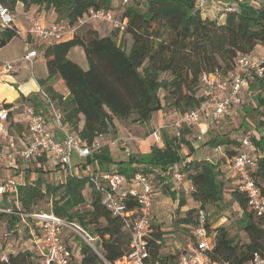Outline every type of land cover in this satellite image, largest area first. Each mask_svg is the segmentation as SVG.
I'll use <instances>...</instances> for the list:
<instances>
[{
	"label": "trees",
	"instance_id": "16d2710c",
	"mask_svg": "<svg viewBox=\"0 0 264 264\" xmlns=\"http://www.w3.org/2000/svg\"><path fill=\"white\" fill-rule=\"evenodd\" d=\"M121 1L0 0L11 13L20 3L25 11L30 8L43 10L53 13L54 21L63 19L69 24L90 9L117 11L126 18V27L120 39L114 34L100 36L96 29L88 28L81 34L77 32L66 39L41 46L48 72L46 79L58 75L68 91V95L63 97L47 88L51 98L57 99L55 105L62 113L63 124L79 139L88 142L99 133H109L104 122L106 118L111 122L115 134L116 119L131 118L132 122L144 123L151 119L154 112L164 109V100L176 114L197 107L206 95L200 83L202 72L219 71L226 77L234 69L237 52L250 55L257 46L264 47V8L249 4L248 0L240 1L237 8L225 12L222 22L201 12L193 0H128L126 5H122ZM17 34L14 23L0 26V47ZM74 46L82 47L88 62L87 69L67 57L69 49ZM262 80L256 77L249 79L250 87L257 88ZM45 81L39 80V83L43 85ZM160 89L165 92L163 97L159 95ZM257 93L259 96L261 91ZM22 100L31 103L36 113H41L38 106L42 101L39 97L20 95L19 101ZM258 100L259 107H255L260 114L258 126L263 128L264 96H259ZM186 127L189 126L182 127L179 137L171 130H161L163 145L160 146L153 138L154 144L147 152L125 153L122 150L126 158L115 159L105 145L83 158L81 165L74 166L75 172L66 174L58 182L43 177L41 160L44 155L39 152L35 156L38 167L30 162L34 158L18 162L24 164L23 168L29 162L24 171L26 176L23 178L22 175L15 190H7L11 192L12 198L6 200L2 198L3 194L0 203L14 212L25 214L27 220L33 219L32 214L52 213L79 224L97 237L100 255L113 262L129 252V235L120 217L113 215L102 203L100 193L90 182L91 175L116 170L124 174L129 183L135 172L143 170L154 172L158 180L163 175L167 177L166 172L178 163V170L192 186L190 197L197 203L185 208L184 214L176 219L183 229L190 231L185 236L188 238L196 223V210H205L206 205L223 200L224 182L216 162L192 159L188 154L181 153L182 143H189L185 139ZM206 143L212 148L224 145L233 147L224 156L227 168H230L233 157L241 148L240 139L230 138L227 134L214 137ZM250 144L257 154L254 156L256 163L251 176L264 196V139L251 138ZM90 163L93 167L88 169ZM112 164L115 166H110ZM31 173H35V178L30 179ZM231 173L230 179L234 180L235 187L230 190V198L241 209L238 221H245L243 230L246 241L235 242L227 228L213 226L208 216L206 227L215 236L211 257L241 264L250 258L253 251L263 248L264 220H254L246 195L236 187L237 175ZM164 185L170 197L178 200L176 209L184 207L185 198L178 197L176 190L169 188L168 183ZM86 188L90 189L89 197L85 195ZM46 197L50 200L49 210L39 212L37 202ZM86 204L89 208L81 209ZM128 206L134 208V201L128 202ZM18 220L13 213L0 212V223L12 232L18 231ZM164 233L160 224L152 223L147 238L152 259L162 262L175 257L174 252H162ZM78 247L79 261L74 264H105L88 245L81 242ZM39 258L37 250L13 249L8 253V264H35Z\"/></svg>",
	"mask_w": 264,
	"mask_h": 264
},
{
	"label": "built area",
	"instance_id": "2783aa9c",
	"mask_svg": "<svg viewBox=\"0 0 264 264\" xmlns=\"http://www.w3.org/2000/svg\"><path fill=\"white\" fill-rule=\"evenodd\" d=\"M240 1L242 0H212L208 5L207 0H194V3L205 14L209 10L208 6H212L221 16L237 8ZM248 2L258 8H264V0H248ZM127 3L128 0L121 1L122 5ZM25 16L30 23L28 33L32 38L46 45L71 37L89 20L108 23L118 34H121L126 27V18L120 12L113 10L90 9L72 24L63 19L44 24L33 14L26 13ZM13 23V13L0 3V26H11ZM36 54L35 49L30 50L24 58L31 62ZM12 69L11 61L0 60V78ZM251 76L258 79L264 78V52L257 56L237 52L234 69L226 77H223L219 71L202 72L200 83L205 88L204 99L197 107L177 114L169 124L155 127L151 136L158 144L161 143L159 136L163 129L171 130L176 137H179L183 126L196 124L203 115L219 123L230 109L242 102L244 97H251L255 94L248 85ZM39 92L51 113L54 129L47 126L43 114L36 113L31 103L24 100L10 103L0 101V141L7 146L6 150H0V165L11 166L18 162H26L41 152L47 166L57 165L64 168L66 174H71L75 172L74 165H72L74 158L82 159L100 150L103 147L104 134H97L90 142L79 139L63 124L62 113L50 94L42 89ZM14 113L19 115L17 122L25 126L28 134L25 137L24 146L16 145L19 139L11 131L10 114ZM104 122L108 131L111 132V122L107 118ZM130 140H132L130 136H118L110 143L114 146L119 144L123 152L129 153L131 151ZM240 143L241 148L233 157L229 167L237 175L236 187L238 191L246 195L248 208L254 218L264 220V196L261 195L260 188L251 176V170L256 162L251 153L250 141L247 137H243ZM166 174L176 184L172 187L175 190L185 179V175L178 170V167L172 168ZM18 181L8 178L2 181L3 183L0 182V195L7 190H15ZM154 181L155 173L143 170L135 172L129 183H127L126 176L116 170L95 173L90 177L93 187L101 195L102 203L113 215L120 217L123 228L128 232L129 252L127 254L110 262L100 255L97 248V237L91 235L79 224L68 222L52 213H40L31 215L39 221L38 236L35 237L34 232H31L29 228L32 235L31 241L43 244L41 250L38 251L40 258L35 264H74L77 256L76 250L79 248L75 246L81 242L95 251L105 264H233L211 257L214 242L210 241V237L213 233L207 231V213L201 208L196 210V223L192 228V235L188 237L186 248L180 249L177 254L174 253L173 259L163 262L152 259L147 238L155 214ZM189 188L192 190V186ZM133 201L134 208L129 207L128 202L133 203ZM0 212L19 213L1 203ZM23 216L26 215L23 214ZM69 234H74L79 243L72 242L73 245H71L68 239ZM3 247L0 244V264H8V253L13 249L4 251ZM241 264H264V245L262 249L253 251L250 258Z\"/></svg>",
	"mask_w": 264,
	"mask_h": 264
},
{
	"label": "rangeland",
	"instance_id": "374dc122",
	"mask_svg": "<svg viewBox=\"0 0 264 264\" xmlns=\"http://www.w3.org/2000/svg\"><path fill=\"white\" fill-rule=\"evenodd\" d=\"M19 4V3H18ZM20 11L22 10L21 7ZM32 9V8H30ZM88 23V24H87ZM79 31L78 33L81 34L84 30L88 28H92L93 26L99 27L100 25H104L102 23H96L94 20H89ZM128 37V35H127ZM38 47V46H37ZM38 49V58L40 61L42 60V55L40 54L41 50ZM263 53L264 47L261 46L259 48H255L251 52V56H257V53ZM68 58L72 59L73 61L77 62L83 69H87L88 64L86 62V57L84 55V51L82 47L80 46H74L71 47L67 53ZM85 58V59H84ZM264 80V78H263ZM262 80L260 86H256L257 88H254L253 86L249 88L255 92V94L251 97H244L243 102L238 104V106H234L232 109H230L227 112V115H225L222 120L219 121V123L214 124L207 116H202L199 122H197L194 125L189 126L188 128H184V132L186 133L185 139L189 142L187 144L182 143L181 145V153L183 155H187L189 158L192 159H208L211 162H216L218 167L221 170L220 178L224 182V197L221 202L218 203H212L210 205L205 206V212L207 213L208 219L210 224H212L215 227L223 226L228 229L229 234L231 236H234V240L245 242V233L243 230V226L245 224V221H238L241 216V209H239L238 205L235 204L231 198H230V190L235 187L234 180L230 179L231 172L230 168H227L224 163V155H226L227 151L233 150V147L231 145H224V146H218L217 148H212L207 146L206 142L214 137L222 136L227 134L230 138H237L241 139L243 136H247V138H257V139H264V127L258 126V121L260 114L258 111H256L255 107H259V96H264V81ZM249 83V82H248ZM261 93L258 96L257 92ZM165 92L160 89L159 95L163 97ZM164 109L160 110L158 112H154L152 114V117L150 120L144 122V123H135L132 122L131 118L126 120H115L116 123V131L117 134H114L112 131L110 132L111 135L107 136V139L109 140H115L119 136H130L132 137V140L129 141V147L132 152L136 153H144L147 152L150 149V146L154 144L153 137L151 136V133L153 129L157 126L169 124L177 115L173 110L171 111V108H169L168 102L164 100ZM59 109V108H58ZM168 130V129H165ZM186 130V131H185ZM160 137V136H159ZM200 137V138H198ZM161 143H159L160 146H162V139L160 138ZM17 146H19V143H16ZM251 145V144H250ZM108 150H110L111 156L115 159L121 158V157H127L121 149V146L118 144V146H109ZM110 147V148H109ZM7 146L2 141H0V150H6ZM251 153L253 157H256V153L254 151V148L251 145ZM45 160V158H42ZM83 159V158H82ZM79 158H75L72 161V165L79 166L83 163V160ZM43 160H41L43 162ZM40 161V162H41ZM31 164H33L34 167H38L36 165L37 161H30ZM39 162V163H40ZM29 163V162H28ZM25 164V167L23 171L26 172V168H28ZM30 164V165H31ZM32 166V165H31ZM32 166V167H33ZM178 163L173 165V168L178 167ZM33 167V169H34ZM42 167V166H41ZM93 165L88 164L87 168H92ZM3 170L6 168L4 166H0ZM44 169L43 171V177L51 182H58L62 179H64V176L66 175V170L64 168H60L57 165L55 166H47L43 165L42 167ZM42 169V170H43ZM4 174V171H2ZM24 172L23 178L26 176ZM10 177H16V175L12 176L10 173ZM30 179L35 178V173H31L29 176ZM4 178V177H3ZM186 183V179L183 180L181 184L177 186V195L178 197H183L186 199V204L184 206V209H176L177 204H170L169 200H164L163 204H159V207L155 208V213L159 214V220H161L159 223L161 227L165 230L164 236H163V244H162V252L163 250H168L171 248L172 252H176L175 248H179L182 246L183 248H186L187 246V237L188 230L183 229L177 222L176 219L181 217L184 212L185 208H190L197 203H195L190 198V188L189 185L187 188L184 187ZM159 181L155 179L153 182V190H160L161 192L159 195V200L165 199L167 194H169L167 188L165 186H161ZM169 188L176 186L175 183H173L171 180L168 183ZM89 188L85 189V195L86 197H89ZM168 197V196H167ZM2 198L9 200L12 198L11 192L6 191L5 194L2 196ZM4 200V202L6 201ZM50 207V200L49 198H44L41 201L37 202L36 208L42 212H46L49 210ZM156 207V206H154ZM89 206L86 204L81 207V209H88ZM162 211V212H161ZM15 216L18 217V231L12 232V230L6 228V226L2 223H0V244L3 246H6L10 242L13 244V248L18 250H24L25 248H29V250H37L40 251L43 244L42 243H34L32 240L31 232H34V236H38V224L39 221L35 217H31L33 219L27 220L26 216H23V213H13ZM156 214L154 218L156 217ZM158 220V219H157ZM254 220H256L254 218ZM30 227H28V225ZM30 228V230H29ZM5 236L7 238L5 239ZM68 239L70 240V243H79L74 236V234H69ZM215 236L214 234L211 235L210 241L214 242ZM77 241V242H76ZM79 245H76L75 247L78 248ZM175 247V248H174ZM39 248V249H38ZM77 256L75 257V262L79 261V252L76 250ZM36 260V258H34Z\"/></svg>",
	"mask_w": 264,
	"mask_h": 264
},
{
	"label": "crops",
	"instance_id": "0c3cea01",
	"mask_svg": "<svg viewBox=\"0 0 264 264\" xmlns=\"http://www.w3.org/2000/svg\"><path fill=\"white\" fill-rule=\"evenodd\" d=\"M211 2L212 0H207L208 5H210ZM19 7L22 8L21 11ZM208 8L209 10L208 12H206V14L211 19L217 20L219 22H222L224 20V15L220 16L219 12L215 8H213L212 6H208ZM35 12H36L35 16L38 18V20L41 23L47 24V23L54 21L53 13H48L43 10L37 11L36 8H32V9L25 11L23 9L22 4L19 3L16 5L14 13H13V18H14V25L16 26L18 30V34L15 37H13L10 41H8L4 46H2L0 49V60H7L13 63V69L8 74L0 78V101H4L6 103L18 101L20 95H23L25 97H36V98L39 97L42 103L41 104L39 103L38 108L40 109L41 114H43L46 120L47 126L51 129H54V125L51 121V113L48 107L46 106L44 100L42 99V96L40 95L39 90L42 89L49 93L47 88L48 89L51 88L54 92H57L63 95V97H66L68 95V91L65 88L63 81L59 78L58 75H54L50 77L49 79H46L48 76V72H47V68L45 65V60H44L42 51L40 52V54L42 55V60L40 61L39 59H37L38 54H39L37 48L39 47V49L41 50L42 43L38 41L37 39L32 38V36L28 33V27L30 23L25 16L26 13L34 15ZM95 22L102 23L98 21H95ZM102 24L104 25H100V28L96 26H93L92 28L96 29L100 36L114 34L117 39H120L121 37L120 34L114 31L108 23H102ZM259 47L261 46H257L256 48H259ZM33 49L37 51V54L31 59V62H30L29 60L25 59L24 56L30 50H33ZM260 53H257V54H260ZM86 62H87V59H86ZM250 79H254V76H251ZM39 80H46V81L43 85H41L39 83ZM54 102L56 103L57 99H55ZM18 119H19V115L16 113L12 114V116L10 117L11 131L17 135L19 139L17 143L20 144L19 146H24L26 142L25 137H27L28 134L26 132L25 126L22 123L17 122ZM115 134H117V131ZM110 135H111L110 132L107 134H104V137L102 139L103 146L107 144L109 146H113L110 143L112 140L107 139V136H110ZM35 159L37 158L35 157L34 161H36ZM206 159H208V157H206ZM23 165L24 164L22 163L21 164L15 163L14 165H11V166L0 165V166L6 167L4 170L0 168V182L8 178L19 180L24 174ZM42 165H46L45 160H43ZM110 166L114 167L115 165L112 164ZM2 171H4V174ZM230 172H234V170L230 169ZM10 173L12 174V176L16 175V177H10ZM170 180H171L170 177L168 176L166 177L165 175H163L162 178L158 179L157 181L163 184L161 186H165L164 184L169 183ZM186 183L187 184L184 185L185 188H187L188 185L189 187L191 186L188 180H186ZM161 188L158 191L154 190L155 196H154L153 204L154 206H156L155 208L159 207V204H163L164 200H169L170 204H175V205L178 204V200L172 199L167 192L165 194H167L168 197L166 196L165 199L159 200ZM12 190L14 189H10V191ZM2 195H0V199ZM182 208L184 209V207ZM158 217H159V214H156V217L155 218L153 217L152 223L160 224L159 222L161 220H159ZM69 243H70V240H69ZM71 245H73V243H71ZM10 249H14L12 242L4 246L2 250L8 251ZM175 249H176V252L174 253H178V251L182 249V246H180L179 248H175ZM163 251L165 253L172 252L171 248L168 250H163Z\"/></svg>",
	"mask_w": 264,
	"mask_h": 264
}]
</instances>
